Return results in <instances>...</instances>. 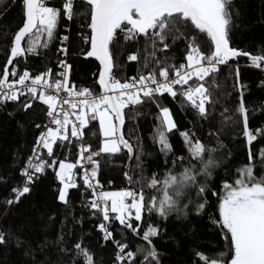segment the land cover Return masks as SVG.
I'll list each match as a JSON object with an SVG mask.
<instances>
[{"label":"snow or ice","instance_id":"obj_1","mask_svg":"<svg viewBox=\"0 0 264 264\" xmlns=\"http://www.w3.org/2000/svg\"><path fill=\"white\" fill-rule=\"evenodd\" d=\"M16 2L12 0L13 6ZM20 5L22 23L14 33H3L6 41L10 35V43L3 45L8 53L0 76V105L12 102L28 112L39 101L46 106V122L35 124L39 135L35 137L32 154L20 169L22 183L13 186L11 197L3 201L5 214L8 207L31 192L38 174L51 168L59 182L55 199L60 204L69 207V189H77L81 193V207L102 217L95 227L103 241L115 246L113 264H137L140 256L143 259L139 264H162L153 238L159 237L164 229L154 223L142 225V212L149 216L154 213L164 220L173 213L185 219L190 213L201 216L212 206L208 199L211 193L217 198V204L209 214V222L220 230L222 239L228 243V251H221L217 256L194 250V264H264V174L258 176L255 172L256 160L264 166V147L256 156L249 147L248 162L237 167L231 179L227 173L221 177L219 194L208 183L214 179V171L229 158L222 151L225 145L221 136L225 129L233 133L242 130L249 146L264 137V126L250 127L244 100L247 86L240 81L238 68L232 85L239 93L237 103L231 108L221 106L222 111L216 115L218 97L230 95L221 79L222 66L230 67V61L247 57L250 66L264 71V53L252 54L232 42L233 24L239 17L234 0H20ZM61 19L66 21L63 35L57 32ZM73 24L76 25L75 41ZM57 38L60 44L56 49L55 68L46 67L30 75L27 63L20 65L19 58L26 61L28 56L41 55L40 50L49 48ZM141 42L145 53L142 66ZM73 44L79 49L75 55L94 58L99 63L91 88L78 86L70 79L72 65L67 56ZM177 45L181 46L179 62L174 51ZM121 58L125 62H137L135 76L117 77ZM21 66L23 71L19 70ZM145 69H150L147 74ZM231 75L230 69L228 78ZM97 84L98 91L94 87ZM165 94L173 100L179 98L181 108L192 111L195 119L189 121L191 126L187 130L178 128L170 108L161 103ZM153 106L157 111L153 117L156 123L152 139L162 146L165 165L171 153L172 165L179 162L183 166V171L177 173L169 167L162 180L158 171L151 178L146 175L143 157L150 153H145L139 136L133 139L124 131L131 123V132L138 133L137 120L151 114ZM214 120L219 127L213 125ZM93 122H98V150L94 144L84 142L86 130L97 136ZM205 124L207 144L196 132L197 127L203 129ZM173 130L183 139L190 156L174 153L169 137ZM69 145L77 148L74 163L68 162L67 154L64 159H56V152ZM44 150L51 162L42 155ZM125 153L128 163L122 165V170L127 187L103 190L97 179L102 170L98 158L106 154L111 161L113 156ZM77 173L83 182L82 189H78ZM112 183L109 179L108 184ZM146 189L155 194L149 197ZM89 191L91 195L85 200ZM192 191L195 198L184 203L181 197ZM66 219L60 221L54 240L46 236L35 246L10 228L0 229V247L12 245L23 249V255L37 264L36 255L54 244L59 253L70 257L71 264L77 261L95 264L94 254L81 238L72 241L70 246L65 241ZM49 221L54 222V216ZM113 221L121 226L119 240L111 230ZM73 222L80 223L75 218ZM124 229L143 241L135 251L123 242ZM138 230H142V236ZM226 255L230 259H223Z\"/></svg>","mask_w":264,"mask_h":264},{"label":"trees","instance_id":"obj_2","mask_svg":"<svg viewBox=\"0 0 264 264\" xmlns=\"http://www.w3.org/2000/svg\"><path fill=\"white\" fill-rule=\"evenodd\" d=\"M234 5L239 12V17L235 19L231 32L233 44L241 49L248 50L252 54L264 53V0H234ZM21 23L20 0H17L15 6H13L12 0H3V3H0V76L3 75V65L7 61L8 53V49L3 45L6 42L10 43V35L6 41L3 33H14ZM65 26L66 21L61 19L58 22V34H65ZM75 31L76 25L73 24L74 41L77 39ZM58 46L59 39L57 38L50 43L49 48L40 50L41 55L28 56L26 61L25 58H19L20 65L26 62L30 75L38 74L44 71L46 67L54 69ZM180 47V45H177V49L174 50L176 51L177 62L181 59V54L178 51ZM78 52L79 49L74 44L69 46L67 61L72 65L70 79L78 86L91 88L93 87V73L96 72L99 63L94 58L85 59L83 56L74 54ZM140 56L142 66L145 56L143 42H141ZM137 66V62H125V59L121 58V68L116 71V75L122 79L135 76ZM237 68L240 81L247 86L244 92V100L249 110L247 114L250 127L256 129L264 126V86H261V81H264V71L250 66L247 57H238L230 61V67L222 66L221 79L225 81L226 91L230 95L224 98L218 97L220 104L216 107V115L219 116L220 111H222L221 106L231 108L237 103L239 93L232 88L236 79ZM230 69L232 75L231 78H228ZM19 70L23 71V67L21 66ZM149 70L145 69V74ZM94 87L97 91L99 90L98 84ZM161 103L170 108L179 129L187 130L191 126L189 121L195 119L193 113L191 110L185 111L181 108L179 98L173 100L165 94ZM45 111L46 106L40 104L39 101L28 112L18 108L12 102L7 105H0V229L7 230L10 228L35 246L37 243L43 242L46 236L54 240L60 228V221L67 218L63 232L65 241L69 246L72 241L79 237L94 254L95 264H113L115 246L110 242L103 241L102 234L95 227L101 222L102 217H99L98 214L94 216L90 210L81 207V193L77 189H69L71 196L69 207L65 208L60 204L55 199L57 195L55 189L59 182L55 179V174L51 168L46 169L44 174H38L39 179L31 185V192L25 194L17 204L8 207L5 214L6 206L3 201L11 197L13 186L22 183L20 169L27 157L31 155L35 137L39 135L35 124H43L46 121ZM156 111L155 106H153L151 114L137 120L138 133L131 132L133 126L131 123L124 131L127 136H132L133 139L139 136L145 153H150V155L143 157L146 175L151 178L153 173L158 171L159 178L162 180L169 167L172 168L174 173H177L183 171V166L179 162L172 165L173 155L171 153L168 156V163L165 165V157L161 152L162 146L156 144L152 139L156 123L153 117ZM10 112L13 115L10 116ZM20 125H23V127ZM213 125L219 127L218 121L214 120ZM93 127L97 136H93L91 130H86L84 142L94 144L98 150V122H93ZM196 132L204 143H209L207 124L204 125L203 129L197 127ZM169 137L170 146L174 148L176 155L190 156L187 152V146L176 130H173ZM221 140L225 145L222 151L229 158L214 171V179L208 181L211 189L217 191V194H219L221 177H224L227 173L228 178L231 179L236 168L248 162L249 147L253 156H256L259 149L264 147V137H259L251 146L247 145L246 139L242 136V130L233 133L225 129ZM211 143L214 145L215 141L213 140ZM53 147L54 150L57 149L56 145H53ZM76 153L77 148L69 145L56 152V159H64L65 154H67L68 162L74 163ZM43 156L48 159V162H51V158H48L46 154H43ZM98 159L101 162L102 170L98 172L97 178L105 190H119L121 187H127L122 170V165L128 163L126 153L123 156L119 154L113 156L111 161H109L106 154H102ZM134 162L133 159L131 163L134 164ZM255 164L256 174L258 176L264 174V166L260 165L259 160H256ZM56 167H58V164ZM118 167L121 168L120 171L117 170ZM109 179L113 181L111 185L108 184ZM77 185L78 189L83 188V182L79 180V177ZM146 193L149 197L155 194L148 189H146ZM90 195L91 192L89 191L85 194L84 199L86 200ZM194 198L195 191L186 193L185 196L181 197L184 203ZM208 199L212 202V206L208 207L203 215L197 216L190 213L187 219L177 218V214L173 213L164 220L158 218L154 213L149 216L146 212H142V221L140 222L142 225L146 227L148 223H154L164 229L159 237L153 238L155 248L161 254L162 264H194V250H200L202 253H214L217 256L221 251L227 253L228 243L222 239L220 230L209 222V214L213 213L217 198L209 193ZM50 216H54V222L49 221ZM74 218L79 220L80 223H74ZM50 223L51 227L49 228ZM111 230H113L116 239H121V226L118 222L113 221ZM138 231L142 236V230ZM123 233V242L128 244L129 250L135 251L136 246L143 243L140 237L133 236L129 230L124 229ZM140 259H143V257L138 258L137 264H139ZM223 259H230V255H226ZM36 261L37 264H71L70 257L59 253L57 246L54 244L48 245L43 252L38 253ZM0 264H32V259L23 255V249H17L9 245L7 248L0 247ZM77 264H80V262L77 261Z\"/></svg>","mask_w":264,"mask_h":264},{"label":"built area","instance_id":"obj_3","mask_svg":"<svg viewBox=\"0 0 264 264\" xmlns=\"http://www.w3.org/2000/svg\"><path fill=\"white\" fill-rule=\"evenodd\" d=\"M59 44H60V41H59ZM68 59V58H67ZM9 79H12V77H9ZM65 107H67V106H65ZM46 122V121H45ZM32 154V153H31ZM43 154H46L47 155V152H46V150H44L43 151V153H42V155ZM78 177H79V173H77V179H78ZM98 179V178H97ZM103 190H105L104 188H103ZM105 191H107V190H105Z\"/></svg>","mask_w":264,"mask_h":264},{"label":"rangeland","instance_id":"obj_4","mask_svg":"<svg viewBox=\"0 0 264 264\" xmlns=\"http://www.w3.org/2000/svg\"><path fill=\"white\" fill-rule=\"evenodd\" d=\"M41 39H43V37H41ZM109 191H116V189H114V190H109Z\"/></svg>","mask_w":264,"mask_h":264},{"label":"water","instance_id":"obj_5","mask_svg":"<svg viewBox=\"0 0 264 264\" xmlns=\"http://www.w3.org/2000/svg\"><path fill=\"white\" fill-rule=\"evenodd\" d=\"M7 62V61H6ZM9 67H11V66H9ZM99 86V85H98Z\"/></svg>","mask_w":264,"mask_h":264}]
</instances>
